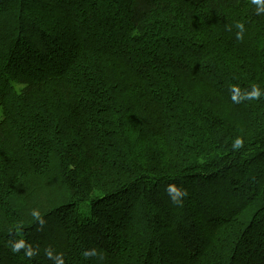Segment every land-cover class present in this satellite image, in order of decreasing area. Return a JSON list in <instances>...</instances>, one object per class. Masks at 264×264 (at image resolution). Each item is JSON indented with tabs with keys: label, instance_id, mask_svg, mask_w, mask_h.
<instances>
[{
	"label": "trees",
	"instance_id": "16d2710c",
	"mask_svg": "<svg viewBox=\"0 0 264 264\" xmlns=\"http://www.w3.org/2000/svg\"><path fill=\"white\" fill-rule=\"evenodd\" d=\"M0 264H264V0H0Z\"/></svg>",
	"mask_w": 264,
	"mask_h": 264
},
{
	"label": "clouds",
	"instance_id": "9594fccd",
	"mask_svg": "<svg viewBox=\"0 0 264 264\" xmlns=\"http://www.w3.org/2000/svg\"><path fill=\"white\" fill-rule=\"evenodd\" d=\"M253 2H256V0H253ZM238 27H240L242 29V25H238ZM238 38H240V34H238ZM235 146L236 147H242L243 146V141L239 138H237L236 142H235ZM170 194H181V195H186L187 193L186 192H183L182 190L178 189L176 187V185H169L168 189ZM176 196L174 195L173 196V199L176 200ZM87 255V254H86Z\"/></svg>",
	"mask_w": 264,
	"mask_h": 264
}]
</instances>
